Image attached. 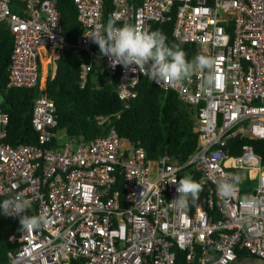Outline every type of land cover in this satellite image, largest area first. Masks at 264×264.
Returning a JSON list of instances; mask_svg holds the SVG:
<instances>
[{
	"label": "built area",
	"instance_id": "2783aa9c",
	"mask_svg": "<svg viewBox=\"0 0 264 264\" xmlns=\"http://www.w3.org/2000/svg\"><path fill=\"white\" fill-rule=\"evenodd\" d=\"M9 1L0 0V23L13 35L7 86L40 92L31 109L36 143L5 142L8 116L0 107V198L29 200L27 216L46 224L21 228L18 247L1 264H229L242 252L264 258V161L250 144L264 139V0H141L137 6L110 0L113 26L138 31L150 32L174 8L173 37L215 59L216 83L207 94L199 73L156 83L136 66H113L88 37L106 30L104 0H72L80 25L73 42L62 34L56 0H21L24 15L12 12ZM65 50L89 57L81 63L82 83L98 63L115 76L125 106L146 77L193 107L198 141L187 159L150 157L114 126L88 141L56 136L55 104L40 77L43 61L55 69ZM51 137L56 145H49ZM234 174L242 178L236 192L221 197L218 185ZM185 176L202 191L177 205Z\"/></svg>",
	"mask_w": 264,
	"mask_h": 264
},
{
	"label": "trees",
	"instance_id": "16d2710c",
	"mask_svg": "<svg viewBox=\"0 0 264 264\" xmlns=\"http://www.w3.org/2000/svg\"><path fill=\"white\" fill-rule=\"evenodd\" d=\"M134 6L141 0H128ZM60 12L62 34L66 41L73 42L80 31L77 10L72 0H56ZM12 12L24 15L25 3L10 0ZM111 1L104 0L103 24L105 29L111 19ZM163 22H153L150 31H160L167 36L166 43L175 45L191 61L197 57V47L193 43L182 42L172 35L173 15ZM13 47V35L6 23H0V107L8 116L5 142L17 146L33 144L37 132L31 123V109L39 86L35 88L8 87L9 57ZM89 60L85 54L77 57L71 50H65L56 61L53 76H47L43 92L55 104L56 126L52 132L56 136L73 139L75 142L88 141L103 135L114 126L120 138L139 143L146 148L148 156L158 157L170 154L178 161H184L192 153L198 141L196 131V110L183 103L173 90H163L148 78L142 77L137 86L136 97L125 106L116 90V77L111 76L101 63L93 65L86 81L80 78L81 63ZM100 66V67H99ZM100 118L105 122L99 124ZM51 137L49 145H56ZM256 153L264 161V139L250 140ZM8 199L1 197L0 201ZM31 214V213H30ZM24 215H28L25 211ZM31 216H34L32 213ZM19 217L14 214L0 215V264L6 261V254L18 247L21 232ZM247 256L239 253L238 258ZM70 264H82L72 260Z\"/></svg>",
	"mask_w": 264,
	"mask_h": 264
},
{
	"label": "clouds",
	"instance_id": "9594fccd",
	"mask_svg": "<svg viewBox=\"0 0 264 264\" xmlns=\"http://www.w3.org/2000/svg\"><path fill=\"white\" fill-rule=\"evenodd\" d=\"M88 37L98 46L99 52L110 59L113 66L116 64L125 68L136 66L156 83L160 80L180 83L199 73L202 77L201 93L207 94L215 86L214 57L197 56L189 61L185 52L175 45H168L167 36L158 30L138 31L131 24L115 27L109 22L105 32L97 30ZM205 72H207L206 77ZM241 179L240 175L234 174L230 182L220 183L218 185L220 196L231 197L236 192ZM201 191L202 186L198 182L190 176H185L178 182L177 196L173 199V203L184 205L189 197L196 199ZM251 205V201H245V207ZM29 206L30 201L27 199L19 197L4 199L0 201V215L14 214L19 217L22 228L39 229L46 224V221L43 217L24 215Z\"/></svg>",
	"mask_w": 264,
	"mask_h": 264
},
{
	"label": "water",
	"instance_id": "95a60500",
	"mask_svg": "<svg viewBox=\"0 0 264 264\" xmlns=\"http://www.w3.org/2000/svg\"><path fill=\"white\" fill-rule=\"evenodd\" d=\"M229 264H264V258L256 256H245L243 258H238Z\"/></svg>",
	"mask_w": 264,
	"mask_h": 264
},
{
	"label": "rangeland",
	"instance_id": "374dc122",
	"mask_svg": "<svg viewBox=\"0 0 264 264\" xmlns=\"http://www.w3.org/2000/svg\"><path fill=\"white\" fill-rule=\"evenodd\" d=\"M100 67V66H99ZM53 72V66L47 65V59L42 63L40 86L43 87L47 76H51Z\"/></svg>",
	"mask_w": 264,
	"mask_h": 264
},
{
	"label": "crops",
	"instance_id": "0c3cea01",
	"mask_svg": "<svg viewBox=\"0 0 264 264\" xmlns=\"http://www.w3.org/2000/svg\"><path fill=\"white\" fill-rule=\"evenodd\" d=\"M54 71H55V69H54V67H53V72H52V75H53Z\"/></svg>",
	"mask_w": 264,
	"mask_h": 264
}]
</instances>
